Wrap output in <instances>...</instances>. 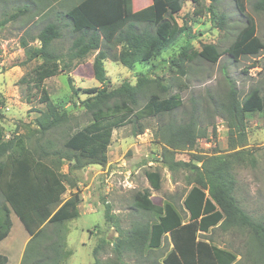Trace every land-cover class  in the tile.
<instances>
[{"label":"trees","instance_id":"1","mask_svg":"<svg viewBox=\"0 0 264 264\" xmlns=\"http://www.w3.org/2000/svg\"><path fill=\"white\" fill-rule=\"evenodd\" d=\"M185 1H190L197 9L200 4V0H151L146 9L131 13L130 0H80L64 11L49 14L52 15V21L50 19L33 38L38 46H30L23 38L20 39L25 55L23 65L35 60L41 61L19 80L27 89L42 86L46 80L60 74L68 75L88 55L97 52L92 62V71L94 80L102 88L83 90L90 97L81 102L90 113V123L65 138V150L62 153L55 152L60 155V159L71 163L72 170H80L88 165H106V153L113 130L131 124L134 126L132 135H141L145 126L142 123L144 119L172 113L182 105L177 95L162 99L151 89L145 90L154 81L146 74L138 75L134 85L123 82L119 87L109 88L110 80L106 76L104 63L110 61L133 70L139 63L160 57L185 32L190 36V28L185 23L180 25L176 20ZM218 2L211 0L207 10L212 12L213 4ZM232 3L236 13L245 21L243 28L236 32L233 41L223 50L214 44H204L200 51L189 45L184 46L177 60H172L181 74H185L183 64L195 59L216 64L226 54L236 62L242 57H254L264 51V44L256 33L255 20L246 13V0H232ZM44 9L39 11L46 13L52 8L47 5ZM252 9L255 13L264 14V0H254ZM36 10V6L32 8L24 4L0 22V26L16 21L29 12L38 14ZM193 13L201 14L200 10H194ZM227 19V15L218 16L220 29ZM65 37L70 44L67 52L62 54L55 43ZM69 83L73 93L77 94L71 80ZM143 91L148 97L138 108V95ZM229 91L230 100L220 108L226 120L232 122L228 123L230 137L233 135L232 128L238 136V142L228 147L230 153L217 154V150L213 149L208 156L192 154L189 161H175L176 151L194 148L198 121L192 115L187 121L174 123L169 120L158 127L164 145L162 158L166 167L173 172L177 169L186 170L192 177L189 180L192 187L182 203L189 221L182 224L180 216L169 204H153L149 190L139 195L134 211L139 219L132 222L128 229L121 227L120 218L112 214L110 206L106 205L103 213L105 223L118 234L114 243H111L114 257L109 260L112 264H127L126 260L130 258L134 259V264H139L143 257L145 260L147 256H152L166 234L173 249L163 264H231L235 258L230 253L196 241L197 232H206L218 223L221 229L246 230L252 238V246L256 245L259 252H264V221L253 219L234 195L235 167L246 159L252 164L255 161L249 151L241 148L246 145L245 114L264 113V98L258 90L253 89L239 103L234 89L230 88ZM41 102L45 103V108L34 122L39 133L45 135L68 120L69 115L67 112L60 113L46 95ZM15 141L22 140L14 134L4 140L0 128V197L30 238L23 260L34 254L36 261L32 264H63L71 252L63 250V237L59 235L58 227L79 216L78 206L82 198L76 192L62 200L67 190V177L57 171L55 164L45 162L47 154L42 152L43 146H36L37 151H33L23 146L17 148ZM238 147L241 149L235 151ZM145 177L152 189H160L158 172H146ZM68 185L74 187L73 183ZM8 208L0 214V242L10 230ZM148 216L156 217L157 220ZM49 237L52 238L49 244L42 247V243L47 242ZM105 243L106 240H102L93 248L94 264H100L99 255L104 252ZM6 263L7 258L0 255V264Z\"/></svg>","mask_w":264,"mask_h":264},{"label":"rangeland","instance_id":"2","mask_svg":"<svg viewBox=\"0 0 264 264\" xmlns=\"http://www.w3.org/2000/svg\"><path fill=\"white\" fill-rule=\"evenodd\" d=\"M79 1L0 0V22L24 4L32 8L36 6L38 10V14L29 12L16 21L0 26V128L4 140L11 138L13 134L22 140L15 141L17 148L23 146L28 150L37 151L36 146H43L42 152L47 154L45 162L55 164L58 167L57 171L67 177L68 184H74V187L67 184L62 200L76 192L82 198L78 206L79 216L63 222L58 227L59 235L63 237V250L71 252L63 264H94L92 250L102 240H106V243L104 252L99 255L100 264L102 262L112 264L109 260L114 257L111 243H114L118 234L105 223L103 213L106 205L110 206L112 214L120 218L121 227L124 229H128L132 221L139 219L134 211L139 195L144 190L151 192L150 199L155 205L164 206L170 203L183 219L188 216L182 202L192 187L189 182L192 177L186 170L177 169L173 172L164 164L162 158L164 145L160 139L159 125L169 120L181 123L192 115L198 121L194 148L176 151L175 161H189L192 154L208 156L213 149L217 150V154L230 153L228 147L231 143L238 142V136L232 128L233 135L230 137L228 126L230 121L226 120L220 107L230 100V88L234 89L239 103L253 89L258 90L264 98V51L254 57H242L236 62L226 54L222 55L216 64L195 59L183 64L185 74H181L172 60H177L184 46L189 45L192 49L200 51L202 45L214 44L219 50H223L245 24L244 19L236 13L232 0H219L218 4H213L212 12L207 10L211 0H200L198 9L190 1H185L176 20L180 25L185 23L190 28V36L185 32V35H181L160 57L147 63H139L133 70L110 61L104 63L106 76L110 80L109 88L119 87L123 82L134 85L138 75L146 74L154 81L145 90L151 89L162 99L177 95L182 105L172 113L144 119L142 123L145 126L141 135H132L134 126L131 124L113 130L107 148L106 165H88L80 170H72L71 163L60 159V155L55 152L62 153L65 150L63 146L65 138L90 123V113L81 102L90 97L83 93V90L102 88L94 80L92 71V62L97 52L88 55L84 61L73 67L68 75L60 74L46 80L42 86L27 89L19 80L41 61L35 60L23 65L25 55L20 39L23 38L30 46H38V42L33 38L50 19L52 21V15L49 14L64 11ZM130 1L131 13L142 11L151 3V0ZM253 2L254 0H246V13L255 20L257 36L264 44V14L253 11ZM47 5L52 9L46 13L39 11L45 10L44 7ZM194 10H200L201 14L195 15ZM124 12L128 13L126 9ZM221 14L227 15L229 19L224 25L221 24L223 27L220 29L217 19ZM102 42L106 44L105 40ZM69 44L67 37L55 43L62 54L67 52ZM69 80L77 94L73 93ZM44 95L60 113L67 112L69 115L68 120L45 135L39 133L34 122L45 108V103L41 102ZM147 97L145 91L138 95V108ZM245 134L246 145L241 148L249 151L255 161L252 164L246 159L235 167L234 195L253 219L259 218L264 221V113L245 114ZM241 148L238 147L235 151ZM149 171L160 174L159 191L152 189L147 181L145 173ZM5 208L8 206L0 197V214ZM9 218L10 230L7 237L0 242V255L7 258L6 264H32L36 261L34 254L23 260L25 247L30 238L10 209ZM148 218L156 219L150 216ZM233 230L236 232L235 236L223 234L215 229L212 232L213 243L234 252L237 243L238 246L243 244L246 247L249 242L248 234L243 229ZM49 234L54 238L52 233ZM52 238L49 237L47 242L42 243V247L48 245ZM167 246L168 241L165 239L163 247L155 251L154 256L158 260L165 255ZM238 246L236 251L241 255L243 249ZM259 253L262 255H258L257 264H264V252ZM244 258L242 256L237 264H243ZM251 258L249 261L245 260V264H250ZM126 262L133 264L132 259Z\"/></svg>","mask_w":264,"mask_h":264},{"label":"crops","instance_id":"3","mask_svg":"<svg viewBox=\"0 0 264 264\" xmlns=\"http://www.w3.org/2000/svg\"><path fill=\"white\" fill-rule=\"evenodd\" d=\"M160 190V189H159ZM159 190H155V191H159ZM190 190V189H189ZM186 196V195H185ZM150 197H151V192H150ZM69 198V197H68ZM67 198V199H68ZM185 198V197H184ZM66 200V199H65ZM184 200V199H183ZM183 203V202H182ZM154 204V203H153ZM167 204H169V205H171L170 203H167ZM172 206V205H171ZM183 209H184V207H183ZM174 210L176 211V209L174 208ZM184 211L187 213V211L184 209ZM177 213H178V215L180 216V219H181V222H182V224H185V223H187L189 220V215H188V213H187V218L186 219H183L182 217H181V215H180V213L178 212V211H176ZM114 214V213H113ZM138 220V219H137ZM137 220H134V221H132V222H135V221H137ZM157 220V219H156ZM132 222H131V224H130V226L132 225ZM130 228V227H129ZM215 229H218V230H220L221 231V233H223V234H230V236H235V230H233L234 228H226V229H221V226H220V223H218L217 225H215V226H213V227H210L206 232H197V235H196V241L198 242H204L205 244H207L209 247H215V248H217V249H219V250H222V251H225V252H228V253H230L231 255H233L234 256V261L231 263V264H237V263H239V261H241V259H242V256H244L245 258H244V263L243 264H245L246 262H245V260L246 261H249L250 260V258H251V256H252V258H251V261L252 262H250V264H257V261L259 260V258H258V255H261V253H259V248L258 247H256V245H254V246H252V238H251V236H250V234H248V232L246 231V230H244L243 229V231H245L248 235H247V240H248V238H249V242H248V244H246V247H245V245H243V244H240V246H238L239 245V243H237L235 246H234V248L237 250V248H236V246H238L239 248L241 247V249H243L242 251H241V255H239L238 254V250L236 251L235 250V252L234 251H232V250H230V249H225V248H222V247H220L219 245H217V244H215V243H213V240H212V232L215 230ZM239 229V228H238ZM241 230V229H240ZM200 236H206L205 238H200ZM165 239H167V241H168V246H167V250H166V253H165V255L163 256V258L161 259V260H158L154 255H155V251H158L159 249H161V247H163V242H164V240ZM232 240V239H231ZM172 249H173V245H172V243H171V241H170V238H169V236H168V234H166V235H164L163 236V238H162V242H161V245H160V247L158 248V249H156V250H154L153 251V253H152V256L151 257H149V256H147L146 257V259L144 260V257L141 259V260H139V264H163V260L167 257V255L172 251ZM257 252H258V254H257ZM147 255V251L145 250V256ZM204 255H206V250H205V252H204ZM132 258H130V260H131ZM132 261H133V264H134V259H132Z\"/></svg>","mask_w":264,"mask_h":264}]
</instances>
